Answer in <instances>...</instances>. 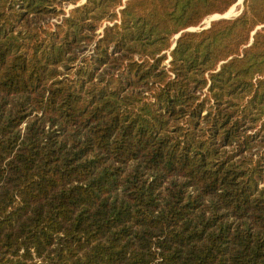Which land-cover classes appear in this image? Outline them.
<instances>
[{"label": "trees", "instance_id": "obj_1", "mask_svg": "<svg viewBox=\"0 0 264 264\" xmlns=\"http://www.w3.org/2000/svg\"><path fill=\"white\" fill-rule=\"evenodd\" d=\"M237 1L0 0V264H264V0L189 30Z\"/></svg>", "mask_w": 264, "mask_h": 264}, {"label": "water", "instance_id": "obj_2", "mask_svg": "<svg viewBox=\"0 0 264 264\" xmlns=\"http://www.w3.org/2000/svg\"><path fill=\"white\" fill-rule=\"evenodd\" d=\"M85 1H86V0H83V2H85ZM241 3H244V0H238V1L233 5L234 8H235L237 5L241 4ZM233 6H232V7H233ZM230 9H231V8H230ZM228 11H229V10H228ZM228 11H227L226 13H224V14H215V15L210 16V18H209V22H208V19H206V20L203 22V23H206V21H207V24H206L205 26H203V27L191 28V29H189V30H195V29H200V28H207L208 26H210L211 21H213V20H215V19L232 16V15H231L232 13L228 14ZM235 16H236V15H235ZM179 36H180V34H178V35L176 36V38L179 37ZM175 44H176V43H175ZM175 44H174L173 48L175 47Z\"/></svg>", "mask_w": 264, "mask_h": 264}, {"label": "rangeland", "instance_id": "obj_3", "mask_svg": "<svg viewBox=\"0 0 264 264\" xmlns=\"http://www.w3.org/2000/svg\"><path fill=\"white\" fill-rule=\"evenodd\" d=\"M82 2H83V0H82ZM71 7H73V5H68L67 7H66V9L68 10L69 8H71ZM243 8H244V3H241V4H239V5H237L236 7H235V12L234 13H232L231 15L232 16H230V17H233V16H235V15H238V14H240L242 11H243ZM229 13V12H228ZM210 18V17H209ZM209 18H207V19H209ZM219 19V18H218ZM215 20H217V19H215ZM204 25L203 26H205L206 24H207V21H206V23H203Z\"/></svg>", "mask_w": 264, "mask_h": 264}, {"label": "bare ground", "instance_id": "obj_4", "mask_svg": "<svg viewBox=\"0 0 264 264\" xmlns=\"http://www.w3.org/2000/svg\"><path fill=\"white\" fill-rule=\"evenodd\" d=\"M228 12H229L228 14H230V13H234V12H235V8H234V6H233ZM208 22H209V19H208Z\"/></svg>", "mask_w": 264, "mask_h": 264}]
</instances>
